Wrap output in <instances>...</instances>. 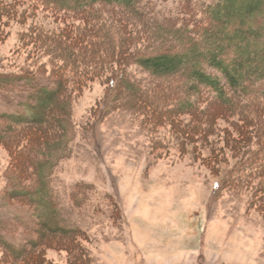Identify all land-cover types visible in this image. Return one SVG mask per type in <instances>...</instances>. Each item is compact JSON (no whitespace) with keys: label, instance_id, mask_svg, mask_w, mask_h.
Listing matches in <instances>:
<instances>
[{"label":"rangeland","instance_id":"374dc122","mask_svg":"<svg viewBox=\"0 0 264 264\" xmlns=\"http://www.w3.org/2000/svg\"><path fill=\"white\" fill-rule=\"evenodd\" d=\"M217 1L139 0V19L124 16L130 53L144 54L149 44L168 47L175 29L203 25ZM34 5L0 0V74L15 79L0 87V116L24 115L28 94H35L25 72L47 59L36 57V40L45 37L47 48L54 47L51 34L67 23L81 25ZM87 13L99 26L105 21L102 29L116 42L119 10L101 6ZM158 31L169 32L168 39L149 40L148 32ZM75 65L72 72L65 66L71 83L87 67ZM109 67L69 89L60 136L35 162L0 142V264H264V173L253 163L264 162V149L255 136L233 145L239 134L259 130L253 114L264 111V84L260 101L245 105L237 120L222 114L208 90L189 93L192 105L180 108L172 102L177 86L171 79L129 62V83L152 97L161 88L171 92L157 106H139L128 101L127 90L116 91L103 110L109 79L122 66ZM31 103L35 115L44 109L43 100ZM197 120L199 131L192 127ZM9 126L24 139L23 128L1 117L0 138L9 139L3 132ZM186 126L197 137H186ZM67 239L79 258L64 245Z\"/></svg>","mask_w":264,"mask_h":264},{"label":"trees","instance_id":"16d2710c","mask_svg":"<svg viewBox=\"0 0 264 264\" xmlns=\"http://www.w3.org/2000/svg\"><path fill=\"white\" fill-rule=\"evenodd\" d=\"M33 1L34 6L45 13L50 12L62 19L78 20L81 25L75 22L67 23L63 31L51 34L49 39L54 47L47 48L45 37L36 40L35 45L32 46L38 53L36 57L45 56L47 59L45 62L35 63L34 67H37L32 73L25 72L31 79H25L26 83L35 82L36 88L33 90L35 94H28L23 104L24 115L16 113L0 116L6 121H13L16 126H20L23 128L22 131H25V137L22 139L20 134L12 133V128L9 126L3 132L11 136L8 140L7 137L0 138V142H4L2 144L8 145L15 152L20 151V154L29 153L32 163L36 161L39 153L47 149L50 142H54L60 136V126L69 115L66 111L69 89H74L79 84L82 86L91 76L102 75H98L99 72L111 70L109 66L113 63L122 67L114 73L113 78L109 79L103 110L106 104L116 100L118 97L116 91L127 90L128 93L130 92L126 96L128 101L139 106L146 104V101L152 106H157L160 99L166 96L168 91L171 92L167 90L168 88H161L154 93L156 96L152 97L129 83L124 69L129 62L157 79H171L169 82L177 86L176 97L172 102L180 108L184 105H192L189 103V93L195 96L201 95L202 90H208L217 99L222 114L232 115L238 120L244 114L245 105L260 101L258 88L264 84V0H218L209 8L203 25L195 26L194 31L188 27H179L175 29L173 35L169 36L171 39L174 37V43L169 40V46L164 49L162 46L149 48V44V47L143 51L144 54L133 51L130 53L131 50L128 47L132 40L126 32L127 21L124 19L125 15H134L136 19H139V16L137 17L139 0ZM101 6L119 10L118 16L119 19L121 18V23H118L115 29L120 36L116 42L112 40V34L108 30L105 32L102 29V22L105 21H102L99 26L100 22H94V18L87 13L90 9ZM88 21H93V25H89ZM90 28L94 32L97 30V35L92 34ZM148 34L149 40H160L168 39L169 32L158 31L148 32ZM77 63L83 67L86 63L87 67L83 73H78L77 79L75 75L71 83L66 77L65 66L72 72ZM97 68L98 73L95 72ZM14 82L13 77L0 74V87H9ZM41 94H46V97L43 99ZM42 100L44 109L38 110L37 115L33 114L31 101L41 102ZM235 110L238 112L236 113ZM256 112L253 117L255 116V126L259 130L252 132L251 135L246 133L247 137L245 133L239 134L234 146L245 144L246 141L248 143L249 137L255 136L261 141L262 150L264 149V111L261 109ZM192 124V127L198 128L197 131H199V120ZM186 127L189 129L186 137H197L192 130L190 131L189 126ZM249 160L252 161L251 158ZM253 161L260 164L264 173V162L257 158ZM238 163L235 166L236 169H239L244 161ZM260 181L263 182L260 184L264 188V177ZM65 244L71 245L68 239L64 241ZM69 251L79 258L80 252L75 246L71 245ZM18 258L13 259L18 260Z\"/></svg>","mask_w":264,"mask_h":264}]
</instances>
